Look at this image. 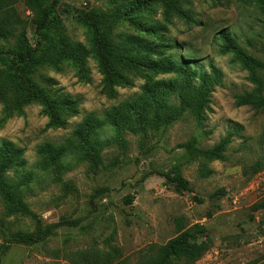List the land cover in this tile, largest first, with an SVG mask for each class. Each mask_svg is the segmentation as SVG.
<instances>
[{"label": "rangeland", "instance_id": "1", "mask_svg": "<svg viewBox=\"0 0 264 264\" xmlns=\"http://www.w3.org/2000/svg\"><path fill=\"white\" fill-rule=\"evenodd\" d=\"M179 1L194 25L179 17L172 19V25L165 24L166 0L60 1L58 16L65 35L74 43L89 47L83 24L94 23L97 16L92 15L98 14L109 23L115 38L140 36L162 50L184 46L179 52L183 59L193 66L203 65L204 73H211L214 66L223 77L201 125L186 115L160 130L127 135L123 145L104 151L95 168L69 157L62 182L46 180L47 172L35 168L38 148L63 143L86 116L102 117L135 98L146 81L135 78L132 88H118L117 99L110 100L94 58L88 61L89 79L68 65L58 73L42 70V84L50 79L46 87L80 102L81 114L67 128L50 127L48 112L41 105L27 106L10 117L0 104V146L9 142L24 150L37 178L35 192L27 199L33 217L3 220L0 205V264H70L74 255L94 249L114 252L126 264H140L153 247L177 237V219L186 228L199 225L207 229L210 250L196 264H264V212L253 210L264 199V112L237 106V96L253 92L256 86L240 55L222 51L218 35L229 31L243 53L264 62V15L237 0L224 6L214 0ZM19 10L30 22L31 14L24 6ZM155 23L168 30L156 32ZM29 38L34 44L31 25ZM114 135L110 127L102 133L107 138ZM228 136L224 161L207 164L198 157V152L211 151ZM190 142L195 143V151L183 147ZM174 175L189 182L192 191L178 193L167 181V176ZM18 233L35 235L38 242H12Z\"/></svg>", "mask_w": 264, "mask_h": 264}, {"label": "trees", "instance_id": "2", "mask_svg": "<svg viewBox=\"0 0 264 264\" xmlns=\"http://www.w3.org/2000/svg\"><path fill=\"white\" fill-rule=\"evenodd\" d=\"M61 0H0V104L10 117L22 112L23 108L37 104L43 106L50 117L49 126L54 129L67 128L68 123L80 116L79 101L62 96L58 90L46 87L50 79L41 82L42 70L62 72L66 65L78 70L84 79H89L88 61H98L103 76L104 94L110 100L118 97V88H132L134 79L146 81L141 93L135 98L105 112L102 117L89 114L75 126L74 132L61 144L45 143L38 148L36 167L47 172L46 180L62 182V176L69 170L65 161L69 157L78 163H90L96 167L101 155L113 145H123L127 135H142L145 129L160 130L186 115H192L201 125L203 116L210 109L214 90L221 84L222 73L211 66V73L202 72L203 65L183 59L180 51L184 46L170 45L168 49L153 48L140 36L130 35L115 38L109 23L100 19L84 23L89 37V47L74 43L65 35L63 21L58 16ZM224 6L232 0H214ZM254 6L264 15V0H237ZM31 14V21L23 18L19 6ZM164 23L172 25V19L179 17L195 22L185 11L179 0H166ZM164 8V10H165ZM108 23V24H107ZM34 29V44L29 38V26ZM155 31H167L161 23L153 24ZM154 35V34H153ZM223 52H237L243 68L249 72V80L256 86L251 93L237 96L239 107H251L264 112V62L249 56L239 48L235 36L223 32L218 34ZM174 51L167 55L166 51ZM190 52V50H189ZM157 57V58H154ZM158 76L171 77L157 79ZM115 130L114 137H103L106 128ZM230 145V136L211 151L198 152V157L209 164L224 161ZM195 151V143L183 146ZM203 171L207 173L205 165ZM37 178L34 168L28 165L25 152L12 143L0 146V205L2 218L33 217L27 202L36 189ZM167 181L178 193L191 192L189 182L182 176H167ZM55 182V181H54ZM132 202V200H129ZM255 212H264V199L253 207ZM178 235L164 246H155L149 257L140 264H196L210 250L207 229L194 225L186 228L182 219L175 220ZM12 242L29 245L38 242L35 235L21 233L12 236ZM44 236L41 235V240ZM76 258L81 261H76ZM70 264H126L118 261L114 252L92 250L81 252L70 259Z\"/></svg>", "mask_w": 264, "mask_h": 264}]
</instances>
